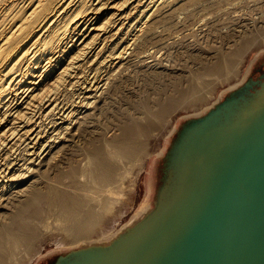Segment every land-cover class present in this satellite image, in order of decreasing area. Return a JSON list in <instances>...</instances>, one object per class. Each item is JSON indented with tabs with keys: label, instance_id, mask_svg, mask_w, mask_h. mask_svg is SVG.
<instances>
[{
	"label": "bare ground",
	"instance_id": "1",
	"mask_svg": "<svg viewBox=\"0 0 264 264\" xmlns=\"http://www.w3.org/2000/svg\"><path fill=\"white\" fill-rule=\"evenodd\" d=\"M198 2L0 0V264H25L37 244L55 233L60 244L107 247L109 236L87 240L117 213L125 180L147 157L149 139L175 112L206 100L198 88L217 77L223 76L221 82L236 77L241 62L236 56L264 44V14L248 23L236 16L190 22L193 9L187 7ZM262 6L264 1L257 8ZM184 23H189L184 37L207 30L205 38L221 43L232 38L234 48L211 42V57L194 55L196 46L188 41L177 45L183 33L173 36ZM160 50L165 53L158 58ZM191 55L194 71L177 73L174 60ZM205 75L214 77L204 80ZM138 85L148 94H134ZM63 89L72 91L68 111L55 103ZM99 115L110 117L106 136L97 143L86 135L79 150L76 131L82 137ZM46 118L53 119L49 140L43 139ZM143 214L136 213L119 232Z\"/></svg>",
	"mask_w": 264,
	"mask_h": 264
},
{
	"label": "rangeland",
	"instance_id": "2",
	"mask_svg": "<svg viewBox=\"0 0 264 264\" xmlns=\"http://www.w3.org/2000/svg\"><path fill=\"white\" fill-rule=\"evenodd\" d=\"M262 1L264 0H200L197 4L195 3L187 7V10L193 9L189 10L192 13L188 21L193 22V20H197V18L199 20L206 17L205 21L211 22L216 16L231 18L232 20L233 16H236L237 18H241V20L246 19L244 21L248 23V21L252 19L256 20V17H261V15L264 14L263 6L257 8L259 2ZM195 8L197 11H195ZM141 23H143L142 20L140 24ZM189 23H184V25L187 26ZM142 26H145V24ZM185 28H189V26L177 28L173 36L183 33V36L177 38V45L180 46L184 44V41H188L192 46H196L191 47L193 50H197L194 51V55H197L196 53L199 51L203 53V58L211 57L212 50L208 48L211 42L215 47L220 46L221 49L224 50L230 49L231 51V47L232 49L234 48L232 45V38H228V42L224 43H221L220 39L215 40L217 41L215 42L214 40L211 41L212 39L205 38L206 35L203 32L207 30H203V32L198 31L194 38H192L193 36L184 37L188 35V29ZM202 28L206 29L208 25ZM96 46L97 41L94 42V47ZM164 53L165 50H160L157 57H163ZM194 55L187 56L186 59L174 60L172 64L176 67L177 73L181 72L189 75L194 71L196 67L194 65ZM227 57L229 58V56ZM236 57H239L240 59H238L241 61H238L240 63L236 66L238 70V75L236 77L221 82L219 79L223 78V76H219L220 78H216V83H211L206 87L208 91H206L205 87L198 88L202 91H206L204 93V91L202 92L199 90V93L202 92L201 94L205 96L206 100L195 108H185L175 112L172 117L169 118L170 121L162 132L156 137H153V139H149V153L147 157H143L140 161V165L130 170L131 175L125 180L124 185L126 191L123 202L117 207V213L105 219L103 232L93 235L87 241L106 238L108 236L111 238L115 237L122 226L129 222L139 211H144V214L141 216V219L144 220L148 217L146 215L157 209L160 201H171L177 188L182 184V178L194 172L193 166L196 163H206V161L215 163V155H219L221 150H225L229 147L235 129L239 128L237 131H240L242 126L251 123L254 111L257 110L264 101V44L252 47L248 52H243ZM178 62L182 63L180 64ZM95 64H90L89 66H95ZM83 73L86 74L87 71L80 72L77 76ZM126 73L130 74V71H126ZM205 76H203L205 77V79L203 78L204 80H206V78L210 80L211 76V79L214 77L213 75H208V77L207 75ZM73 80L82 81L83 79L73 78L71 81L74 82ZM233 85L234 87H230ZM144 91V87L138 85L134 89V94H141L140 96L147 95L148 93ZM71 93V90L63 89L58 91L57 95H55V98H57V101L55 99V103L57 102L58 106L61 107L60 110L68 111L70 109L68 105L72 100ZM197 113L200 115H195ZM135 115V117H141V115ZM109 118V115H99L93 123V129L82 137H80L81 132L76 131L77 136H79L78 139L80 140H78V143L81 144V147H78L79 150L82 151V145L84 139H86V135H91L97 140V143L103 141V137L106 136L104 131L107 129V119ZM43 121L44 123L42 122V126L45 132H43L45 135L43 139L49 140L48 137L52 135L53 119L46 118L43 119ZM75 125L77 127V124ZM172 126H175L176 129L174 132L168 133ZM111 133L107 134V137H109ZM127 162L128 161H124L123 164L130 169ZM123 164H120V167H122ZM120 171H122V169ZM184 185H186V183H184ZM75 192L81 191L75 190ZM62 244L59 243V236L56 233L53 235H46L37 244L35 253L31 255L30 259L25 264H72L79 262L83 259L84 255H86L85 253L87 251L84 252L81 249L82 243H79L77 247H72L66 242ZM23 255V253H19L17 257ZM55 256H58L56 263L55 261H51Z\"/></svg>",
	"mask_w": 264,
	"mask_h": 264
},
{
	"label": "water",
	"instance_id": "3",
	"mask_svg": "<svg viewBox=\"0 0 264 264\" xmlns=\"http://www.w3.org/2000/svg\"><path fill=\"white\" fill-rule=\"evenodd\" d=\"M238 129L215 163L193 166L171 201L105 248L82 244L89 257L72 264H264V101Z\"/></svg>",
	"mask_w": 264,
	"mask_h": 264
},
{
	"label": "flooded vegetation",
	"instance_id": "4",
	"mask_svg": "<svg viewBox=\"0 0 264 264\" xmlns=\"http://www.w3.org/2000/svg\"><path fill=\"white\" fill-rule=\"evenodd\" d=\"M56 259V260H55ZM58 260V257H55L54 259H52L51 261H55V263H56V261ZM49 261V260H48Z\"/></svg>",
	"mask_w": 264,
	"mask_h": 264
}]
</instances>
